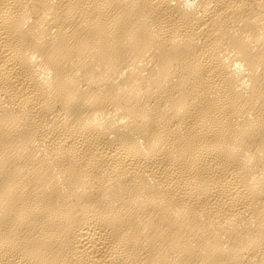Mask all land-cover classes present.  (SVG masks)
I'll return each mask as SVG.
<instances>
[{"label":"bare ground","instance_id":"1","mask_svg":"<svg viewBox=\"0 0 264 264\" xmlns=\"http://www.w3.org/2000/svg\"><path fill=\"white\" fill-rule=\"evenodd\" d=\"M0 264H264V0H0Z\"/></svg>","mask_w":264,"mask_h":264}]
</instances>
